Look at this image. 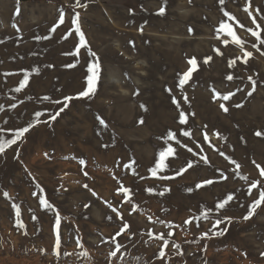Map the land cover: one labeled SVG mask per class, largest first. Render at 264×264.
<instances>
[{"label": "rangeland", "instance_id": "1", "mask_svg": "<svg viewBox=\"0 0 264 264\" xmlns=\"http://www.w3.org/2000/svg\"><path fill=\"white\" fill-rule=\"evenodd\" d=\"M80 5L0 0V129L5 130L0 135L11 138L9 130L35 124L0 155V264H264V203L244 219L264 191V135H256L264 133V44L247 31H259L264 39V0L223 5L219 0H80ZM77 12L87 42L78 55L72 24ZM225 12L235 17L229 23L243 47L217 31L227 20ZM246 51L252 56L244 57ZM192 58L197 70L180 86ZM232 60L236 63L229 66ZM94 63L100 69L95 91L80 97ZM25 73L29 83L17 92ZM252 81L256 86L249 96ZM230 93L235 95L229 100L220 99ZM65 97L73 99L52 120L63 107L55 101ZM181 111L185 124L179 123ZM37 112L42 113L38 123ZM170 132L175 139H168ZM169 145L174 154L153 177L151 169ZM190 161L193 167L177 175ZM209 179L214 183L196 188ZM256 181L260 186L249 195ZM121 187L130 190L135 211ZM229 194L234 199L217 208ZM226 217L231 221L215 226ZM189 219L192 223L185 224ZM124 223L130 228L117 235ZM160 234L168 247L154 238ZM113 237L122 245L116 257L110 256Z\"/></svg>", "mask_w": 264, "mask_h": 264}, {"label": "snow or ice", "instance_id": "2", "mask_svg": "<svg viewBox=\"0 0 264 264\" xmlns=\"http://www.w3.org/2000/svg\"><path fill=\"white\" fill-rule=\"evenodd\" d=\"M219 3L221 5H223L225 3V0H219ZM249 3H250V0H249ZM76 6H81L80 5V0H76ZM83 7H86V5H83ZM245 12H248L249 16L252 17V22L253 24H256V27L259 29L260 28V25L257 24L256 22V19L254 16H252V13L249 11L248 7H245L243 9ZM164 7H161L160 10H159V13L158 14H164ZM257 13H259V10L257 9ZM17 14H18V10H17ZM225 16L227 17V20L225 21H222L219 28L217 29L218 32H221V33H224L226 34L228 37H230L232 39V41L234 42V44L238 45V46H241L243 47V44H244V41H242L240 38H238V36L236 35V32L234 31V28L233 26L229 23V21H233L235 20V17L232 16L231 14L225 12L224 13ZM60 24H63L64 23V13L61 12L60 14ZM78 20H79V13L77 12L76 13V16L73 18L72 20V24L75 26L74 27V32L76 35L79 36V46L77 47L76 49V54L78 55L79 54V51H80V48H86L87 47V42H86V39H85V36L79 26V23H78ZM239 27L243 28L244 25L242 24H239V22L237 21L236 22ZM59 26V25H57ZM53 31H55V29H53ZM141 31H142V28H141ZM247 31L251 32V34L256 37L257 41L260 43V44H264V39H261V36H260V32L259 31H253L251 28L247 29ZM68 35H71V32L66 34L65 38H67ZM253 47H256L257 50L259 51V48L257 47V45H253ZM217 52V54L219 55H222V52H220L219 49H216L215 50ZM262 55H264V52L261 53ZM94 55V54H93ZM252 56V53L251 52H244V57H251ZM237 59H240V57H237ZM209 60H211V57H207L205 58L204 62L207 63ZM244 63H246V59L243 60ZM188 63L191 65V68L189 69L188 72H186L185 74H183V77L179 80V85L180 86H183L185 84V82L190 79L191 75H192V72L197 70V61L195 58H192L188 61ZM236 63V60H232L230 61L229 63V66H233L235 65ZM70 66H74V65H70ZM87 71L89 73H91V75H89L87 77V80H86V83H87V88L82 91L79 96L80 97H87L89 96L91 93H94L95 91V86H96V83H97V80H98V76H99V65L98 63H94L92 64L90 67H88ZM227 79L228 80H232L233 79V76L231 75H228L227 76ZM249 79L251 80V77H249ZM29 83V76L27 73L24 74L23 76V80L20 82V86L17 87L15 89V91L19 92L21 91L24 87H26ZM255 86H256V82L255 81H252V89L251 91H249L247 94L249 96H251L253 94V92L255 91ZM219 95V94H217ZM235 95V93H230L229 95H223V96H220V99L222 100H229L231 96ZM45 99H48L47 97H45ZM71 99H73L72 97H65L63 101H55V103H61L63 104V107H61L59 109L58 112H56L54 115L51 116V119L52 120H55L57 118V116H59L60 112L64 111V109L68 106V101H70ZM187 98L185 97V100ZM173 104L176 105L177 108H180V104L179 102L173 98ZM237 107H240V105H236ZM221 108L227 112L228 109L223 105L221 104ZM42 113L40 112H37L35 113V120L36 122H41L40 121V117H41ZM44 122H47V121H44ZM104 122L101 120V124H103ZM179 123L180 124H185L186 123V117H185V113L184 112H179ZM35 124H31L29 126H26V127H23V128H20L18 130H14V131H10V137L11 138H5L3 135H0V155L4 154L5 151L10 148L11 146L13 145H16L22 138L25 137V134L28 133L30 130H31V127H34ZM3 131H5L4 129H0V133H2ZM184 136H190V133L185 131L183 133ZM257 136H261V135H264V133H261V132H257L256 133ZM168 139H175V133H172L170 132L168 134ZM205 140H207V136H205ZM167 143V141H165ZM187 147V146H185ZM189 152H192V149L191 148H188L187 149ZM174 154V149L173 147H171L170 145L166 148V150H161L160 153H159V159L156 161L155 163V166L151 169V173H152V176L153 177H157V173L158 172H163L166 168V165H165V160L167 157L169 156H173ZM220 155H224V153H220ZM202 159L204 160V163H208V159L206 157H202ZM79 163L81 165H84L85 164V161L84 160H80ZM126 167H130V165H126ZM193 167V164L192 162H188L187 165L183 168H181L180 170H178L177 172V175H182L184 172H187L188 169L192 168ZM258 168H260L259 165H257ZM237 168H239V165H237ZM85 175H87V173H85ZM260 175L261 177H264V168H260ZM159 179H168L170 177H167V176H160L158 177ZM226 179V177H224ZM242 179H245L247 180V177H241ZM214 183L213 180L209 179V180H206V181H203L199 184L196 185V188L199 189L201 187H204L205 185H210ZM260 186V182L259 181H256V182H253L251 185H250V188L248 190V194L249 195H252V189H256ZM85 187H87L85 185ZM118 191L122 192L124 194L125 197H128V199L125 201L126 203L130 204L131 205V208L133 211H135L137 209V205H135L132 200H131V197H130V190L128 188H124V187H121L120 189H118ZM147 192L149 193H152L153 190L152 189H146ZM188 191H192V189H188ZM95 194V193H94ZM5 196V198H8V193L5 192L3 194ZM159 195H164L163 192L159 193ZM234 199L233 195L229 194L227 195V197L220 203H218L216 205L217 208L219 209H224L226 207V205L231 202L232 200ZM40 204L44 205L46 208H49L51 209L53 207V205H51L50 203H48V201L46 199H40L39 200ZM262 203H264V191H260L259 192V197L258 199H256L252 205L250 206V210H249V214L246 215L244 217L245 220L247 219H250L251 218V215L254 214L255 212V209L257 207H259ZM13 207L15 208L16 210V215L17 217H19L20 215V210H19V207L16 206V205H13ZM112 211L116 213L117 217L123 219L121 213L119 212L118 209L116 208H112ZM210 211V210H209ZM203 218L204 219H207L208 218V211H205L203 213ZM109 219H111V217H109ZM149 220H151V217H149ZM225 220H227L228 222L231 221V218H223V219H217L215 221V226H219L220 224L224 223ZM185 224H191L192 223V220H186L184 222ZM19 227H23V224H18ZM169 227H171V224H169ZM130 228V225L128 223H124L122 225V232L120 233H117V235H121L124 231H127L128 229ZM55 229H56V239H55V246L57 249H59L60 247V243H61V237H60V219L59 217L57 216L56 220H55ZM224 234V231H220V232H217L216 235H223ZM148 235L149 236H152L153 233L151 231L148 232ZM167 235L171 236V235H174V233L172 232H169ZM205 237L207 236V233H204L203 234ZM155 239L157 240H160V241H163V246L166 248L168 247V240L165 238V235L164 234H160V235H157L154 237ZM113 243L115 244V250L112 251L110 253V256L112 257H116L117 256V253L120 251L122 245L119 244V243H116L115 242V237H113ZM176 248H179V245H175ZM262 255H264V253H262ZM159 256L161 259H163V257L165 256V252L163 250H161L159 252Z\"/></svg>", "mask_w": 264, "mask_h": 264}]
</instances>
